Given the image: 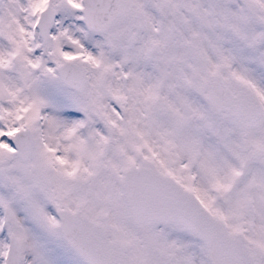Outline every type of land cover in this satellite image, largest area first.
Instances as JSON below:
<instances>
[{
	"label": "snow or ice",
	"instance_id": "obj_1",
	"mask_svg": "<svg viewBox=\"0 0 264 264\" xmlns=\"http://www.w3.org/2000/svg\"><path fill=\"white\" fill-rule=\"evenodd\" d=\"M0 264H264V0H0Z\"/></svg>",
	"mask_w": 264,
	"mask_h": 264
}]
</instances>
